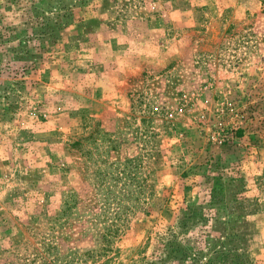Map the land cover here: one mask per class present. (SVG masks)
Returning <instances> with one entry per match:
<instances>
[{"label": "rangeland", "instance_id": "obj_1", "mask_svg": "<svg viewBox=\"0 0 264 264\" xmlns=\"http://www.w3.org/2000/svg\"><path fill=\"white\" fill-rule=\"evenodd\" d=\"M217 179L215 264H264V0H0V264L206 251Z\"/></svg>", "mask_w": 264, "mask_h": 264}, {"label": "trees", "instance_id": "obj_2", "mask_svg": "<svg viewBox=\"0 0 264 264\" xmlns=\"http://www.w3.org/2000/svg\"><path fill=\"white\" fill-rule=\"evenodd\" d=\"M236 132L241 133V129L236 130ZM225 188V182L217 179L216 186L212 188L211 192L209 193V199L205 201L206 205L205 208L202 205H196L190 207L188 214H184L182 219L179 220L178 226L180 229L186 233L187 231L197 227L196 225H200V228L205 227L204 231H202V235L204 238L202 239L205 243L206 251H197L192 250L190 247L182 246L180 240L176 238L170 239L167 243L168 252L165 258H160L158 261L160 264H173V261L177 260L176 262L186 261L187 258L196 257L204 258L201 264H215L216 258L219 260H227L229 255L232 253V249L226 248L224 243V237L227 235H222V237H213L210 238V234L208 230L211 227L217 226L223 230L225 233L227 231L230 219H227L229 216H233V208L232 206L223 199L222 191ZM219 202H223L222 205H219ZM223 212L225 215H220ZM229 234V233H228ZM108 233H101V238L103 239L102 244L95 249L97 250L96 254L103 255L106 254L110 249L107 245L109 242ZM229 238V237H228ZM56 247L53 244L48 243L46 251L47 254L52 249ZM91 250L85 252L89 253ZM92 252L94 250L92 249ZM199 252V253H198ZM197 253V255H196ZM50 254V253H49ZM39 259L40 261H38ZM25 260H27L25 258ZM170 261V263H168ZM22 264H77L73 263V261L65 260L63 263H60V258L58 257L57 253H53L52 256L47 259L46 256L34 254V258L28 261H24ZM181 264V263H180Z\"/></svg>", "mask_w": 264, "mask_h": 264}]
</instances>
